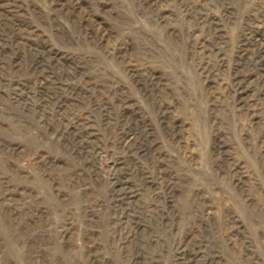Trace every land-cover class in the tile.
Instances as JSON below:
<instances>
[{"label":"rangeland","instance_id":"374dc122","mask_svg":"<svg viewBox=\"0 0 264 264\" xmlns=\"http://www.w3.org/2000/svg\"><path fill=\"white\" fill-rule=\"evenodd\" d=\"M0 264H264V0H0Z\"/></svg>","mask_w":264,"mask_h":264}]
</instances>
